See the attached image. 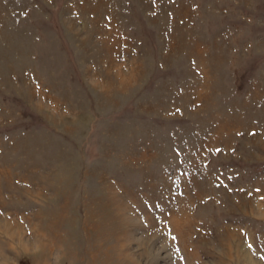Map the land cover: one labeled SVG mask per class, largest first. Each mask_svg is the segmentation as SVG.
Returning <instances> with one entry per match:
<instances>
[{"label":"rangeland","instance_id":"374dc122","mask_svg":"<svg viewBox=\"0 0 264 264\" xmlns=\"http://www.w3.org/2000/svg\"><path fill=\"white\" fill-rule=\"evenodd\" d=\"M0 264H264V0H0Z\"/></svg>","mask_w":264,"mask_h":264}]
</instances>
